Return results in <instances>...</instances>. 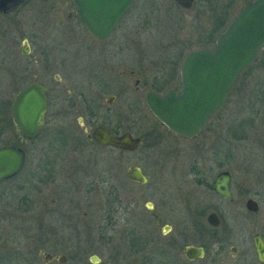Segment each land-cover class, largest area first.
I'll return each mask as SVG.
<instances>
[{"label":"rangeland","instance_id":"obj_1","mask_svg":"<svg viewBox=\"0 0 264 264\" xmlns=\"http://www.w3.org/2000/svg\"><path fill=\"white\" fill-rule=\"evenodd\" d=\"M245 1L213 0L208 8H217L227 22ZM200 10L202 8L197 3L190 10L182 11L170 0H134L114 33L104 42L96 43L77 22L70 0H25L9 16L0 15V52L5 51L4 46L11 38L14 45L19 46L21 37L27 36L31 40L32 55L37 57L42 50L47 53L46 65L53 64L55 59L69 61L73 83L79 85L85 83L88 72L85 73L83 63L89 58V52L107 57L110 70L117 67V71H121L124 65L134 66L132 53L135 51L140 53V80L147 81L144 88L164 92L169 85L152 84L149 78L161 77L164 70L178 67L180 58L188 50L212 46V42L201 36V25L208 27L207 18H194ZM132 21L140 26V42L137 44L129 42L134 30L129 26ZM172 61H175L174 65H171ZM109 73V83L104 86L107 89L93 88L91 95L102 99L115 95L116 99L110 105L102 100L110 126L129 127L134 135L142 138L133 152L119 153L108 149L104 154L103 172L109 189L118 192V204L125 210L119 213L116 204L115 213L103 221L106 226L99 230L98 224L102 220L96 216L97 208L93 206L92 218L77 222L74 246L70 248L68 240L61 241L64 247H60L57 253L66 256V264H92L90 256L98 259L97 264H257L250 238L257 233L264 241V201L256 197L258 211L249 213L238 198L227 203L218 199L208 187L195 184L190 171L194 165L198 166L210 184L218 171L233 170L232 154L237 164L246 162L255 175L263 172L264 155L257 149L259 146L254 144L251 148L256 152L245 151L246 160L239 142L237 149H232L234 140L230 125L234 119L243 126L244 119L251 120L264 145V97L261 95L264 92V49L254 68L240 74L216 119L191 140L167 133L141 101H132L128 90L121 93L119 85L114 84L117 83L111 74L114 71ZM39 75L54 90L52 74L49 79L47 72L40 71ZM173 84L172 81L170 85ZM57 105L51 101L52 113ZM120 119L126 121L120 125ZM49 137L53 139L55 134ZM94 165L97 167L98 162L95 161ZM128 166L140 168L147 179L144 185L139 186L125 177ZM251 186L255 191H264V181L251 183ZM93 199L99 201V197ZM148 203L161 213L163 223L170 227L168 233L162 234V229L152 221L151 228L144 226L149 218ZM86 205L82 204L79 210L80 218ZM210 212L219 219L215 228L205 222ZM84 223L91 228L86 229ZM0 228V254L4 255L0 256V264H9V257L5 255L15 247L17 238L20 239L19 247L23 248L24 244L31 243L29 238L37 236L31 231L27 235L18 232L17 238L8 236L11 231L2 235L1 231L8 228L6 218L0 220ZM65 237L68 236L64 235L62 239ZM186 245L203 248L204 257L185 261L181 249ZM231 245L237 250L235 255L229 252ZM38 264H42L41 261Z\"/></svg>","mask_w":264,"mask_h":264},{"label":"flooded vegetation","instance_id":"obj_2","mask_svg":"<svg viewBox=\"0 0 264 264\" xmlns=\"http://www.w3.org/2000/svg\"><path fill=\"white\" fill-rule=\"evenodd\" d=\"M24 1L18 0L17 4L10 5L6 12H0V15L9 16ZM170 1L171 4L182 11L190 10L196 3L200 5L202 11L200 10L201 12L194 18L197 19L202 16L207 18L208 27L205 28L204 25H201L202 34H200L204 39H207L206 41L212 42L211 47L202 48H212L216 36L224 30L232 18L226 22L225 16H221L220 18L217 8L210 10L208 4L213 0H191V6L188 9H183L172 0ZM132 2L106 39L97 40L89 34L88 37L96 43L107 40L118 28L122 18L128 13ZM70 16L69 14L68 17ZM77 22L80 23L78 19ZM129 26L134 29L133 34L129 37V42L133 44L139 43V23L132 21V23L129 22ZM30 41L27 36L21 37V45L15 46L11 38L4 46L5 51L0 52V150L6 148L12 149L20 155L18 170L11 175L0 177V220L6 218L8 225V228H4L5 230L1 231V234L6 236L11 231L12 234L8 236L17 238L18 232L22 233V235H27L31 231L37 235L35 238H29L31 243L28 245L24 244L23 248L19 247L20 239L17 238L15 240L13 245L15 247L5 255L9 257V264H38L39 261L42 264H66V256L57 253V251L61 250L60 247H64L61 246V241L68 240L70 248L74 246L73 237L76 235L77 222L79 220H88V217L92 218L95 212H93V206H95L97 208L96 216H99L100 221L102 220V223L98 224L97 229L102 230V226H106V224L103 225V221L115 213V205L119 203L118 192L112 188L109 189L103 172L104 154L108 149L116 150L119 153L135 151L96 145L89 138L91 131L95 127L101 126L110 136L116 137L128 134L131 138H140V144L142 142L141 136L134 135L129 127L110 126L106 116L107 112L102 107V102L104 101L105 104L110 105L114 102L116 96L109 95L104 99L97 96L96 98V96L93 97L91 95L92 89H107L104 86L109 83V71H114L111 74L115 76L114 80L117 81V83L114 82L115 86L119 85L122 94L128 90L131 100L135 102L141 101L148 111L144 102L146 91L162 95L166 91H177L179 89V65L178 67L169 68L168 70L170 71L164 70L165 73L161 77L152 76L149 78L152 84L157 85V83H161L164 86L169 85V88L164 92H158L159 90L144 88L147 81L145 79L140 80L139 52L134 51L132 53L134 55V66L124 65L121 71H117V67H112L110 70L107 57H102L98 52L91 51L89 52V58L85 59V63H83L86 66L85 73L88 72L85 76V83L83 81L82 84L76 85L73 83V78L71 77L72 67L69 61L65 58L55 59L53 64L47 63L46 65L44 59H46L47 53L42 50L39 52V56L32 55ZM263 49L259 51L258 56ZM183 56L180 58V62ZM258 56L255 62L240 74L253 69L258 61ZM3 65L5 67H2ZM171 65L174 64L171 62ZM40 71L47 72L48 79L49 75L52 74L54 90L52 86H48L45 83L46 80L44 78L40 77ZM30 76L31 80L29 79ZM170 81H173L175 84L170 85ZM31 83H38L46 88V112L44 114L43 125L37 136L32 140H25L15 128L11 116V105L16 94ZM130 83H132L131 88L129 87ZM261 95L264 97V92ZM51 101L58 104L53 113ZM222 107L213 116L207 118L202 130L192 138L177 136L157 122L172 137L191 140L198 137L209 123L216 119ZM120 120L118 123L126 121V119ZM134 123L135 121L132 122V124ZM243 123H245V126L237 124L236 119H234L232 125H230V135L234 140L232 149H237V142H239L240 149L244 151L245 158V151L254 147L253 145L255 144L256 147H260L257 149L261 150L264 155V145L262 144V138L256 133V125H253L252 121H248V119H244ZM50 134H55V137L50 139ZM251 152L256 151L251 149ZM17 158L14 159L17 160ZM234 160V155L231 154L233 170H221L217 172L225 171L229 175L228 190L231 195V202H233L234 198H238L244 202V205L248 200L255 202L257 205L256 197H260L264 201V191H255L251 186V183L264 181V170L260 175H255L253 169L249 168L246 162L237 164ZM95 161L98 162L97 167L94 165ZM5 166L7 164L2 162L3 169ZM130 167L133 166H128L125 171L126 178V172ZM3 169L0 170V176ZM200 171L201 169L196 165L191 168L190 172L193 173L194 183L206 186L212 191L211 183L217 173L209 184L208 178L205 175L203 176ZM142 175L144 176L143 173ZM128 180L141 186L138 182ZM213 194L215 193L213 192ZM215 196L217 195L215 194ZM97 197H99V201L94 202L93 198ZM218 199L224 201L220 197ZM110 200L113 203L112 208L108 206ZM82 204L87 205L84 206L85 210L81 213L82 218H80L79 210ZM117 210L120 211L119 213H124L125 209H122V206L118 204ZM146 210L148 211L149 218L146 219L147 224L145 222L144 226L151 228L153 223L162 229V234L168 233L170 227L163 223L161 213L156 211L152 204H149V207L146 206ZM245 211L247 210L245 209ZM82 225L88 227L86 223ZM64 235L68 237L62 239ZM11 241L13 242V240ZM24 246H27V248ZM186 246H183L181 249L183 258L182 250ZM234 249L235 253L232 254L229 247L230 254L235 255L237 253L235 247ZM0 256H4L3 253ZM61 256L64 257V260H60ZM184 260L188 261L185 258Z\"/></svg>","mask_w":264,"mask_h":264},{"label":"water","instance_id":"obj_3","mask_svg":"<svg viewBox=\"0 0 264 264\" xmlns=\"http://www.w3.org/2000/svg\"><path fill=\"white\" fill-rule=\"evenodd\" d=\"M177 6L188 9L191 0H172ZM73 12L89 35L97 40H104L113 27L129 8L132 0H70ZM18 0H0V12L5 13L10 5ZM264 48V0L245 1L232 16L224 30L214 41L213 47L190 50L185 53L179 64L180 87L177 91L169 90L158 95L146 91L144 102L151 115L173 134L192 138L204 127L207 118L213 116L224 104L229 90L235 85L242 71L250 67ZM46 88L38 83H31L20 90L11 105V116L17 132L25 140L34 139L43 125L46 112ZM89 138L99 146L133 151L140 145V138H131L128 134L110 136L101 127H95ZM20 155L15 150H0V170L2 162L7 164L0 177L15 173L20 165ZM17 158L15 160L14 158ZM7 159V161H6ZM128 179L144 184L146 178L137 166L126 172ZM229 175L222 171L215 175L212 191L224 201L230 203L228 190ZM149 207V205L147 206ZM245 209L256 212L255 202L248 200ZM210 227L219 225L215 213L205 217ZM166 228V227H165ZM166 231V229H165ZM255 260L264 264V243L259 234L250 238ZM230 252L235 253L233 246ZM184 258L193 261L203 258L201 247L186 246L182 250ZM60 260H64L61 256ZM89 262L97 264L95 256Z\"/></svg>","mask_w":264,"mask_h":264},{"label":"trees","instance_id":"obj_4","mask_svg":"<svg viewBox=\"0 0 264 264\" xmlns=\"http://www.w3.org/2000/svg\"><path fill=\"white\" fill-rule=\"evenodd\" d=\"M221 16H223V14H221ZM221 16H220V17H221ZM172 63L174 64V63H175V61H172ZM111 201H112V200H110V201H109L110 203L108 204V206L112 208V206H113V203H111ZM110 216H111V215H110Z\"/></svg>","mask_w":264,"mask_h":264}]
</instances>
